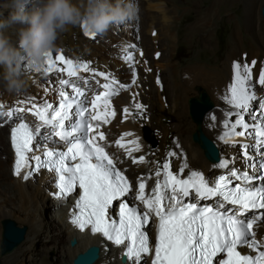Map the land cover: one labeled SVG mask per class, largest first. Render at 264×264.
I'll return each instance as SVG.
<instances>
[{"label": "snow or ice", "instance_id": "snow-or-ice-1", "mask_svg": "<svg viewBox=\"0 0 264 264\" xmlns=\"http://www.w3.org/2000/svg\"><path fill=\"white\" fill-rule=\"evenodd\" d=\"M132 47L134 48V46ZM140 55L143 53L141 52ZM56 59L65 61L68 65L69 76L77 77V66L73 64V61L65 60L63 53ZM124 59L134 62L132 52L129 51ZM53 63L52 52L47 63L49 65L46 69L47 72L53 70ZM255 64L256 61H252L251 66L241 63L234 64V83L229 86L230 94L226 95L224 99L240 111L235 113L238 118L234 123L225 121V127L229 131L221 139L227 143H240L235 139L236 137L252 134L247 131L250 125L241 113L244 110H249L251 103L256 100V94L252 91L249 83L252 80V67ZM79 67L85 73L89 72L88 63H83ZM98 76L108 78L104 71H100ZM258 82L264 86V70L259 73ZM80 83L87 82L81 80ZM118 83L113 78L110 83L103 84V88L109 89V91L96 95L91 105L95 110L100 107L102 102L105 111H97L95 115H92L90 109L84 106V100L78 99V97H85V92L69 79L59 81L60 85L71 88L72 95L70 96L68 91H62V102L58 109H53V105L50 103H44L43 106L34 103L32 108H28L27 111L33 112L39 118L40 123L33 128L28 123L21 122L11 129V140L15 151L14 175L20 177L22 171L27 170L22 178L28 180L34 172H39L41 169L49 170L55 174L58 180L56 195L61 198L72 194L77 187L82 189L83 194L79 196L75 205L78 212L72 213V223L81 231L90 230L94 234H101L118 246L125 245V241H129L125 245L124 255L132 260L133 264H141V261L143 264H147L144 256L151 253L148 234L143 230L144 226L148 224L150 216L159 218V239L155 246L152 264H213L214 259L216 264H264V250H260L264 246L255 239L256 232L253 230L254 225L260 227L261 224H264V212L252 215L251 219L244 215L250 213L251 210H264V184L260 187L252 186L251 181L254 177L248 172L231 171L229 174L231 177L244 180L245 186L229 187L228 176L221 175L214 186L210 187L209 182L200 172L192 171L188 179H181L169 170L170 163H164L161 166L165 170L163 184L157 181L153 198L145 197L146 185L143 181L139 183L138 198L143 201L148 211L140 213L136 208H130L127 202H120L119 222L108 218V209L112 206L113 201H121V198L130 192L131 184L115 167L113 159L105 151V148L97 143L96 136L99 140H105L104 132L99 131L96 136L77 137L75 133L81 128H86L87 132H93V124L81 121L79 125L73 126L68 131L65 122L69 121L73 115L84 116L85 113H88L92 121L109 123L108 117H114L115 110L108 112L107 108L111 104L110 98L117 94V90L113 89L112 85ZM132 83H136L135 77ZM74 105H80L78 113L74 111ZM260 107L262 110L259 117L260 123L251 127L255 135L260 137L259 146L264 148V103ZM136 108L142 110L144 106L137 103ZM49 110H52L51 115ZM23 111L24 109L19 110L21 113ZM124 112L127 113L128 109L125 108ZM4 115L10 116L12 113L8 112ZM17 119H22V117L18 115ZM49 126L60 141H66L70 146L66 151H56L45 145L43 155L46 159H42L41 155L34 153L33 142H38L41 128ZM99 127L100 125L97 123L95 129ZM237 127L242 128L243 131H236ZM45 139H51V136L45 137ZM134 143H136L135 150L138 151L139 144L138 142ZM117 144L124 147L120 141H117ZM244 149L247 154L248 146L244 145ZM29 153H32L31 157H29ZM170 155H175V153ZM30 160L35 162L34 166ZM70 161L77 162L70 164ZM133 162H145V157L140 156ZM228 164L229 161L225 160L219 166L227 168ZM250 167H255V165H250ZM185 168H188L186 161L180 171L183 172ZM259 170H264V162L260 163ZM156 175L159 176L160 173L157 172ZM162 189H170V192L166 193ZM193 191L195 199L207 200L211 197H222L223 202L238 207L231 214H226L227 209L220 210L224 208L222 202H218L215 209L210 206L198 207L197 203L181 206L180 198L188 197ZM166 195L171 201L167 205L163 204ZM239 246L257 250L258 254L255 256L242 254L238 250ZM219 254H226L227 258H218Z\"/></svg>", "mask_w": 264, "mask_h": 264}, {"label": "bare ground", "instance_id": "bare-ground-1", "mask_svg": "<svg viewBox=\"0 0 264 264\" xmlns=\"http://www.w3.org/2000/svg\"><path fill=\"white\" fill-rule=\"evenodd\" d=\"M1 1L2 2L0 3V5H3L5 3V0H1ZM236 1L237 0H212L211 2L208 3V5L204 9L199 11L200 14L198 15V18L196 19V22L194 24V29L204 30L206 28H212L218 20L217 7L221 5H228V3H230L229 5L232 6ZM246 1H247L246 6L248 9L247 22H248L249 27L259 34L260 48L259 47L256 48L252 46V48L247 49L244 46L240 45V43H243V41L242 39L241 40L239 39L238 43H235V45L233 46V48L228 54V61L226 63V68H224L225 71L222 72L221 74L220 73L213 74L211 76V79L208 82L209 86L211 87L213 91L211 93H213L216 97L217 106L213 107V109L215 108L214 110L212 109L213 111L210 110L208 112V113L211 112L210 114L207 113L204 116V119L202 122V128L207 135L215 139L214 140L215 143L220 148V151H219L220 158H221L220 161L216 164L210 163L208 160L205 159L203 154L200 153V155H198L193 149V147L191 148V146L184 140L182 136L183 134L182 125L180 124L176 126V130L180 134L177 138L176 144L177 146L183 147L184 156L177 161V164L174 165V167L178 168L179 166H182L186 161L188 163V168H185V175L183 176L185 177L190 176L192 171L200 172L205 177V179L209 182L210 187L214 186L215 176L218 173H226V175H228L231 182L234 183L237 181V178L231 177L229 175L230 172L231 171L245 172L244 169L241 168L239 164L228 165L227 168H221L219 166L222 162L227 160L225 159V156L221 151L223 145L228 144L227 146H229L230 148L229 150L232 153L236 147L241 146V145L244 147L246 143L248 144L253 139V136L236 137L235 139L240 141V143H231V144L221 139V137L224 136V134L229 131V129L225 127V121L227 120L231 123H234L235 120L238 118L235 113L240 111L234 108L232 105L228 104L226 100L224 99L226 95L230 94L229 86L232 83H234V79H235L234 64L235 63H241L242 65L248 64L249 66H251L252 61H256L255 66L252 67V80L249 82L251 84L252 91H254L256 94V100H254L251 103L249 111L245 110L246 112L243 111L241 113L245 121L249 125H251L254 122V120L259 119L262 113V110L260 111L259 109V114L257 115V118L254 119L253 118L254 117L253 116V111H254L253 106L260 102H261L260 105L264 103V99H262L264 98V86L260 85L258 82L259 73L261 72V70H264V21L262 20L260 16H257V8L264 0H246ZM144 3H145V7H143ZM150 5H152L153 7H150ZM157 5L164 7V9L166 10V14L169 17H171L170 23L165 24L163 22L162 14L155 9V6ZM140 6H141V13H140L139 20L136 22L127 24V25H123L124 33L121 30L120 31L122 33L116 31L117 32L116 36L113 35L114 30L113 31L110 30L107 33L108 37H104V36L92 37L90 35H86L80 27L72 28L68 32L69 34L75 36L74 41H75L76 50L80 51L83 54L86 60V63L89 64L90 70L91 69L95 70V71H92L94 73L96 72L95 76H98V73L100 71H104L108 75V80H106L105 77L98 76V80L100 84L103 81L110 83L111 82L110 80L114 78L115 80L119 82L118 83L119 85L124 86L126 91L129 89L132 91L129 93L130 96H127L125 94V100L121 101V105H122L121 107L126 106V105L129 106L128 104L130 103L129 100L133 101V97L136 98L134 99L136 100L135 101L136 103L139 102L141 104L142 101L144 100L145 96L142 95V92H144V88H145L144 83L147 82L146 84H148L149 86L151 82L153 83V81H151L152 78L151 79L147 78L146 80L141 78V72L143 70L145 72H150V73L153 72L152 76L155 78V86L157 87L159 97H161L163 95V91L161 90L165 88L164 90L166 91L169 87H167L161 82L159 73L162 72V70L167 71L169 67H173L172 64H164L162 61V54H161L162 52L158 49L159 45L162 44V39L160 38V35L158 33L157 26L159 25L160 22H162L164 24L163 25L164 28H166L165 34L167 36L173 35V32L171 31L172 22L176 19L179 20L180 18V16H176V17L174 16L176 6L173 7V5H171V0H140ZM201 8H202V5L199 7V10ZM4 15H7L6 11L4 12ZM115 29L119 30V27H115ZM145 30H148V34L151 35L150 36L151 39H154L153 41H154L155 53L149 64L145 62L146 53L144 56L140 55V53L142 52L141 51L142 49L139 46V42L141 40L138 39L139 33L143 34ZM79 35H82V37H79ZM11 36L14 41L17 40V36L15 32H12ZM132 46H134V48ZM129 51L133 52L134 62H129L126 59H124V56ZM57 52L59 53V55L63 53L61 49H59ZM62 64L65 67V73H67L68 65L65 63V61H63ZM53 67L54 66L52 65V69ZM241 74L243 75V72ZM134 77L136 79L135 84L132 83V80ZM184 86H185L184 80H182L181 83L176 82V85H174L173 87L174 92L175 91L176 92L173 95L178 97L180 92L185 88ZM60 90H61V85H60L59 91ZM105 91H109V89L107 90V89L102 88V93ZM132 94L134 96H132ZM93 98H95V96ZM148 98L151 99L152 95H148ZM160 102H162L161 104L163 106L166 105L165 104L166 102H164L162 99H160ZM34 103L40 106H43L44 103H50L53 105V109H57V105L53 104L52 100H50L49 98L45 96L44 98H38L35 94L31 93L28 89H26L20 94H9L6 91H4L3 88H0V105H3V107H1L2 110H0V144H5L8 146L6 132H7V128L9 127V125L6 126V128L3 127L2 125L7 124L8 122L13 123L15 121L21 120V119L19 120L14 119L16 117L15 114H14L15 116L14 115L6 116L4 115V113H8V112L12 113V109L14 105L20 106V108L27 110L28 108H32ZM102 108L104 111L105 106L103 105ZM112 108H113L112 106H109L107 108L108 112H111ZM89 109L92 115L96 114V111L92 109V106L91 107L89 106ZM124 109L125 108L123 107V110ZM127 109H128L127 113H125L122 110H119L120 112H116L114 117L109 116L108 118L110 119V123L118 125L117 136L119 137V141L124 144L126 153L129 155V152H131L130 156L132 157L133 160L134 159L138 160L140 156L145 157V162L136 163V164H138L139 166V171L141 172L142 178L144 180L143 182L146 185L145 192H144L145 197L153 198L154 189H155L157 181L163 184L164 173L160 172L159 176H150V174L149 176L146 175L148 174L146 171L150 173L154 169L153 165L148 162V159L151 156L150 154H148V151L146 150L147 146H145V143L142 140L141 126L136 121V116L134 115L135 111L131 109L130 107ZM49 111L51 115L52 110H49ZM248 112L251 115H248L247 114ZM213 117L215 118L213 119ZM36 122L37 124L40 123L39 118L36 119ZM97 122L98 121H93L94 124H97ZM98 123H101V121ZM103 128L104 127L100 125L98 130L102 131L104 130ZM236 131H242V128L237 127ZM41 133L47 136L52 135L51 136L52 138L55 137V140L53 141L52 144H56L58 141H60L59 138L54 135L53 129L51 132V130L49 131L47 127L41 128ZM96 138L98 142L101 145H103L100 142L98 136H96ZM134 142H138L139 144L138 151L135 150L136 143ZM103 146L106 147V145H103ZM106 148H107V152L114 158L115 164L117 165V162H116L117 160L115 158L116 156L114 157L113 153L108 149V147ZM262 150H264V148ZM8 153H10L9 148L7 147L3 148V151L0 149V190L6 193V197L4 198L1 197L3 203H1L2 205H0V221L5 218L13 217L19 220L21 223L31 222L33 219L34 212L32 210L30 211V208L33 206L36 210H38L37 202L35 201L36 194L32 192L33 187H36L37 189L42 190V192L44 193L47 192L45 196L49 199L48 206L51 205L53 209L51 208L50 210H53L54 213L58 215V221H55L51 225V227L53 228L52 230L53 235L52 237L50 236L51 237L50 239H48L50 240L48 244H52L51 246H52L53 252L55 251V255H54L55 261L57 260L58 264H62L64 262L71 263L77 253L85 251L91 245H97L100 247L99 258L93 264H118L116 259L112 257L110 250H114L115 252H118V253L120 251L121 253V248L110 245V244L103 243L99 235H91V234H88L87 231L77 230L74 227V225L71 223L70 218H69V210H70L71 201H69L68 199H64V198L55 199V196L52 197L53 191L43 190V188L45 187L49 188V186L46 185L47 183L45 184L44 180L40 178L33 179V180L32 178H29V180H25L22 177L12 176L11 164L9 162L11 158L8 157L9 155ZM230 163H232V161ZM124 172L127 174V177L131 181L132 188H131V191L129 192L130 194L134 188L133 181L125 170ZM173 174L176 175L175 172H173ZM163 191L168 193L170 192V189L163 190ZM136 197L137 198L139 197V188L136 190ZM183 198L185 197H182V199ZM138 200L140 199L138 198ZM14 201H17L20 203L19 209H11V206L14 203ZM140 202H142V204L145 205L143 201L140 200ZM182 202H184V200ZM218 202H222L224 204V208H228V209L237 208L233 205H229L223 202V200H221L218 197H211L207 199V202H205L204 204H213V203L217 204ZM136 203H139V201ZM168 203H171V201L167 198V195H166L165 200L163 201V204L167 205ZM199 204H203V203H199ZM4 206H6V208H3ZM65 207L67 208L66 212H65ZM140 210L148 211L146 205L143 209H140ZM260 212L262 211H251L250 213H246L244 215L248 216V218L251 219L252 215H259ZM152 219L154 222L156 220V217L154 218L152 217ZM253 230L256 232V237H258L260 241L264 243V224H261L260 227H256L254 225ZM31 234L34 235L33 240H36V241L31 244H29L28 242L23 245V247L21 248V251L23 252L22 256H27V255L35 256V253H36L35 251L38 245L37 240H41V236L44 235V232L39 231L34 226H32ZM73 235H75V237L85 236V239H82V240L77 239L78 241L73 246L74 248L70 251L65 252L64 242L69 241V239ZM103 245H106L107 247H109L108 251H105L102 249ZM110 247L114 249H111ZM144 260H146L147 264H149L148 257L144 256ZM124 264H133V261L129 259ZM141 264H143V261H141Z\"/></svg>", "mask_w": 264, "mask_h": 264}, {"label": "rangeland", "instance_id": "rangeland-1", "mask_svg": "<svg viewBox=\"0 0 264 264\" xmlns=\"http://www.w3.org/2000/svg\"><path fill=\"white\" fill-rule=\"evenodd\" d=\"M211 1L212 0H171V5H173V7L176 6L174 16H180L179 20L176 19L172 22L171 31L173 32V35L167 36L165 34L166 28H164V24L162 22H160L157 26L158 33L160 35V38L162 39V44L158 47V49L162 52V61L164 64H172L173 66L169 67L167 71L162 70V72L159 73L161 82L169 88L166 91L164 90L165 88L162 89L161 91H163V95L159 97L157 87L155 86V78L152 76L153 72L150 73L143 70L141 72V78L145 80L147 78H152L151 81H153V83L151 82L149 86L148 84H146L147 82L144 83L145 88L144 92H142V95H144L145 97L141 103V105H144V108L142 110H138L136 108L137 103L135 102L136 100H134L136 99L135 97H133V101L129 100L131 103H128L129 106H123L124 108L130 107L135 111L134 115L136 116V121L141 126V137L143 142L145 143V146H147L146 150L148 151V154H150L151 156L149 157L148 162L154 167V169L150 173L145 170L148 173L146 174L148 176L149 174L150 176H157V172L164 173L165 170L158 165L162 166L164 163H170V171L175 172L176 175H178V177L181 179H188L189 176H183L185 175V169L183 170V172L180 171L182 166H179L178 168L174 167V165L177 164V161L184 156L183 147L177 146L176 144L177 138L180 135L176 130V126L180 124L182 125V136L184 140L191 146V148L193 147L198 155H200V153L203 154L198 145L191 141V133L195 128V124L191 121L188 114V99L192 96H196L197 91L195 87L201 86L208 92L211 100L214 102V106L216 107L217 100L215 95L211 93L213 91L208 82L213 74H221L225 71L224 68H226V63L228 61V54L235 43H238V40L242 39L243 43H240V45L244 46L245 48L250 49L252 48V46L260 48V36L257 32L249 27L247 22L248 9L246 6V0H237L232 6L229 5L230 3H228V5L218 6V20L214 24V26L212 28H206L204 30H195L194 24L196 22V19L198 18V15L200 14L199 11L204 9ZM1 2L2 1L0 0V3ZM201 5L202 8L199 10V7ZM143 7H145V3L143 4ZM260 7L261 4L257 8V16H260ZM120 30L124 33L123 25H121V28L119 26V30L113 28V35L116 36L117 32H121ZM224 34L227 35L224 44L221 45L219 43L218 36H223ZM103 36L108 37V34ZM150 36L151 35L148 34V30H145L143 34L139 33L138 36V39L142 41L139 42V46L142 49L141 51L143 53V56L146 53L145 62L147 64L150 63L155 53L153 41L154 39H151ZM79 37H82V35H79ZM74 38L75 36L69 34L68 32L63 34L57 41V47L62 50L66 60L73 61V64L77 66V77H71L68 75V72L65 73V67L62 64L63 61L61 62L56 59L59 53L54 50V67L51 72L46 71L48 65H46L45 69L41 70L40 72L27 70L29 82V87L27 89L31 93L35 94L38 98H44L45 96L52 100L53 104H55L57 101V95L60 92L59 81L69 79L70 81L75 82V86L81 87L86 91L85 96L87 97L88 104L91 107V102L94 99L93 97L102 93V86L107 82L103 81L100 84L98 76H95L96 72H92L95 70H90L89 68V72L85 73L83 69L79 67V65L86 63V60L83 54L80 51L76 50ZM81 80L86 81L87 83L81 84ZM106 80H108V78ZM182 80L185 81V88L180 92L178 97H176L173 95L176 92H174L173 87L174 85H176V82L181 83ZM63 87L67 90H71V88L61 85V88ZM113 89L117 90V94L110 98V106L113 107L111 110H115V113L120 112L119 110L124 111L123 107H121V101L125 100V94L127 96H130L129 93L132 91L130 89L126 91L124 86H121L119 84H114ZM148 95H152V98H148ZM132 96L134 95L132 94ZM160 99L166 102V105L163 106L161 104L162 102H160ZM260 103L255 104L253 106V110L260 109L261 111ZM102 107L103 103L101 102L100 107L98 109H95V111L104 112L105 110L103 111ZM20 109H22L20 108V106H13L12 115H16L14 119H17V116L19 115L22 117V119L28 121L31 126L33 125L35 127V125H37L36 119H38V117H36L33 112H28L27 110H24L23 113H21L19 112ZM0 110H2L1 107ZM247 114L251 115L249 114V112ZM253 116L257 118V116L254 115V111ZM9 124L10 122L2 126L6 128V126H8ZM99 124L104 127V130H102V132L105 133L106 137L105 140H100V142L108 147V149L113 153L114 157L116 156L115 158L117 160V165L123 171L125 170L133 181L134 188L132 192L127 196L128 201H130L132 204H137L139 209H143L145 205H143L142 202H140V200H138V198L136 197V190L139 188V183L144 180L142 178L141 172L139 171L138 164L133 162L132 157L126 153L124 147H120L117 144V141H119V137L117 136L118 125L112 124L110 122L103 123V121H101V123ZM47 128L52 132L51 126ZM49 136L50 135L47 136L42 133L40 135V137H42L48 144L52 145L55 137H51V139L46 140L45 137ZM209 137L212 140H215L213 137ZM165 143L167 145H164ZM250 143L251 142L246 144L249 146ZM227 145L224 144L221 151L224 154L225 159L230 162L232 161V163H229L228 165L239 164L240 167L243 168L242 166H244V159L242 158V152L244 151V147L242 145L238 146L231 153L229 150L230 148ZM6 147L8 148L7 145L0 144V149L2 151L3 148ZM171 153H175V155H170ZM32 190V192L36 194L35 201L37 202L38 209L36 210L33 206L30 208V211L32 210L34 212L32 219L33 222L31 221L29 223H21L19 220L10 217V219L15 221L18 226H26L27 231L25 234V239L16 248L4 255L0 254V264H58L57 260L55 261V251L53 252L51 246L52 244H48L50 242V240L48 239H50L53 235V228L51 227V225L55 221H58V215H56L53 210H50L52 208L51 205L48 206L49 199L45 196L47 192L44 193L42 192V190H39L36 187H33ZM43 190L53 191L50 186L49 188H43ZM1 197H6V193L0 190V205H2L1 203H3ZM180 199L182 201L191 200L203 204L207 202V200L204 199H195L194 193H192L189 197ZM138 201L139 203H136ZM13 204L11 206V209H19V202L14 201ZM212 205L215 206L217 204L213 203ZM3 208H6V206H4ZM1 221L0 239L2 231ZM32 226H34L39 231L44 232V235L41 236V240H37L38 245L35 251V256H22L23 252L21 251V248L23 247V245L28 242L29 244H31L36 241L33 240L34 235L31 234ZM73 237H75V235H73L71 238ZM76 239L82 240L85 239V236H76ZM69 241L64 242L65 252L70 251L74 248L69 244ZM108 248L109 247H107L106 245L102 246V249L105 251H108ZM110 253L112 254V257L116 259L118 264H122L120 262V251L118 253L114 250H110Z\"/></svg>", "mask_w": 264, "mask_h": 264}, {"label": "clouds", "instance_id": "clouds-1", "mask_svg": "<svg viewBox=\"0 0 264 264\" xmlns=\"http://www.w3.org/2000/svg\"><path fill=\"white\" fill-rule=\"evenodd\" d=\"M155 9L165 24L171 22L163 6ZM140 13V0H5L0 5V88L9 94L25 91L29 87L27 70L45 69L50 53L59 50L58 39L72 28L103 36L115 27L138 21Z\"/></svg>", "mask_w": 264, "mask_h": 264}, {"label": "water", "instance_id": "water-1", "mask_svg": "<svg viewBox=\"0 0 264 264\" xmlns=\"http://www.w3.org/2000/svg\"><path fill=\"white\" fill-rule=\"evenodd\" d=\"M260 16L264 20V1L261 3ZM197 91L196 96L188 99V114L191 121L195 124V128L191 133V141L198 145L204 157L210 163H218L220 161V148L203 130L202 122L204 116L213 109L214 102L211 100L209 94L201 86L195 87ZM127 201L128 205L132 203ZM1 239H0V254L4 255L16 248L24 239L27 231L26 226H18L15 221L10 218H5L1 221ZM76 238H71L69 244L74 246ZM100 248L97 245L89 246L85 251L79 252L73 258L71 263L64 264H93L99 258ZM120 262L126 263V257L120 256Z\"/></svg>", "mask_w": 264, "mask_h": 264}, {"label": "trees", "instance_id": "trees-1", "mask_svg": "<svg viewBox=\"0 0 264 264\" xmlns=\"http://www.w3.org/2000/svg\"><path fill=\"white\" fill-rule=\"evenodd\" d=\"M226 35L227 34H224L223 36H218L219 37V43L221 44V45H223L224 44V42H225V38H226ZM164 145H167L166 143L164 144ZM165 147V146H164ZM159 167H161V165H158Z\"/></svg>", "mask_w": 264, "mask_h": 264}]
</instances>
